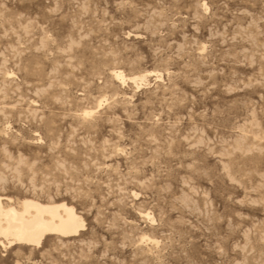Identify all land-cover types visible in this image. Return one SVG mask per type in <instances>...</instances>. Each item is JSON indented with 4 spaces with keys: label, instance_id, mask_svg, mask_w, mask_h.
I'll list each match as a JSON object with an SVG mask.
<instances>
[{
    "label": "rangeland",
    "instance_id": "rangeland-1",
    "mask_svg": "<svg viewBox=\"0 0 264 264\" xmlns=\"http://www.w3.org/2000/svg\"><path fill=\"white\" fill-rule=\"evenodd\" d=\"M203 2L0 0V196L84 223L0 262L264 264V0Z\"/></svg>",
    "mask_w": 264,
    "mask_h": 264
},
{
    "label": "snow or ice",
    "instance_id": "snow-or-ice-1",
    "mask_svg": "<svg viewBox=\"0 0 264 264\" xmlns=\"http://www.w3.org/2000/svg\"><path fill=\"white\" fill-rule=\"evenodd\" d=\"M200 7L203 8V11L205 13H207L209 11V6L208 3L206 2V0H204V2L200 5ZM49 40H52V37L49 36L48 37ZM53 43H55L54 40H52ZM41 43L43 44L44 41L42 40ZM72 47V45H68L67 47H65L64 51L68 52L70 50V48ZM206 48V46H205ZM205 48H201V52L203 53L205 51ZM0 67H2V65H0ZM7 75L9 77H12L15 75V73L13 72H8ZM157 76V79L160 78L159 74H155ZM112 76L114 78L115 81H118L120 84H125L127 82L128 77L125 76L124 72H113ZM133 81H137L139 79V77H132ZM49 88L52 87L51 84H49L48 86ZM57 103H59V99L57 98L56 100ZM109 103L108 97L101 95L99 97V102L96 105L91 106L90 108H86L83 112L81 113H77L78 116H81L84 120H89L91 118H93L101 108L105 107L107 104ZM158 119V118H157ZM10 127V125L8 126ZM37 136L39 135V133L36 134ZM39 143H43V140L38 141ZM57 146H54L53 148L50 149V151H55V148ZM68 151H71V149H68ZM23 159V158H22ZM66 161H61V160H57L55 162L56 164V168L57 169H62L65 170V175L68 174V170L66 169ZM35 162H33V166H34ZM71 171H75V169H71ZM133 197H138L139 193L137 192H133L131 194ZM29 201H25L24 205L25 208L27 209L30 206ZM36 207H39L38 205H35ZM54 214V211H53ZM23 215H27V212H25ZM147 215V220L148 222L155 224L156 221L153 219L152 215L150 213L146 214L143 211L141 212V216H145ZM9 226L8 228L5 230L2 227H0V237H3L2 240H0V246L3 247V249L7 250L8 248H10L12 245L14 244H27V245H32L34 247H39L40 246V239L41 237L44 235V233L46 232H55L61 236L67 235V231L62 229V228H58L56 226H54L52 223H48L45 224L43 222L40 221L39 217L30 220V221H26L23 219V217L19 218V219H13L16 217V213L12 212L10 210L9 212ZM144 239H147V237H145ZM158 243V242H155ZM64 245L63 244H59L57 247L55 248H49L48 251L43 252L42 254V258L39 261V264H69V260L68 257L63 255L62 253V249H63ZM25 252L27 251V249L24 250ZM3 254V253H0ZM83 255H81V260L80 261H76L73 260L71 262V264H83ZM0 264H8L7 261H3L0 262ZM15 264H36V262L33 260V258L31 257V255L29 256H24L23 253L18 254L17 258L15 259Z\"/></svg>",
    "mask_w": 264,
    "mask_h": 264
},
{
    "label": "bare ground",
    "instance_id": "bare-ground-1",
    "mask_svg": "<svg viewBox=\"0 0 264 264\" xmlns=\"http://www.w3.org/2000/svg\"><path fill=\"white\" fill-rule=\"evenodd\" d=\"M25 201L31 202L27 209L24 205ZM35 205H38L39 207H36ZM10 210L16 213V217L13 219L23 217L24 220L30 221L39 217L41 222L45 224L52 223L54 226L62 228L68 233L67 235L61 236L55 232H46L40 239V245L47 236H55L67 240L78 237L83 231L84 223L82 218L71 205H68L63 201L40 202L37 199L26 197L19 201H12L10 198L0 196V227L5 230L9 226ZM25 212H27L26 216L23 215ZM2 239L3 237H0V240ZM12 246L34 248V246L27 244H14Z\"/></svg>",
    "mask_w": 264,
    "mask_h": 264
}]
</instances>
